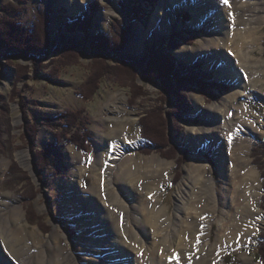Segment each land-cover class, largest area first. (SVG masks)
Masks as SVG:
<instances>
[{"label": "rangeland", "instance_id": "1", "mask_svg": "<svg viewBox=\"0 0 264 264\" xmlns=\"http://www.w3.org/2000/svg\"><path fill=\"white\" fill-rule=\"evenodd\" d=\"M91 1L93 0H87L86 5L83 6L77 0H0L7 7L8 4L12 7L23 6V10L19 13L13 14L3 10L0 11V16L15 17L27 25L31 24L38 7L42 6L41 9L44 12L49 38L47 48L37 49L27 55H21L16 50L11 52L8 49L0 48V201L6 199L4 193L7 192L17 197L23 209L21 224L28 229L36 227L42 237H45L55 227V224H59L63 232H68L74 237L84 235L83 232L90 227V219L83 212V201L81 202L80 195H83L82 191L84 190L88 192V187L92 184V172H96L93 171L94 168L97 169V172L102 170L101 168L99 170V167L103 169L110 168L107 169L106 176H103L112 182L116 177V170L119 168V159L115 158L112 161L111 158L105 160L100 165L96 164L100 147L106 146L105 141L101 138L108 131L109 126L107 121L109 115L104 107L108 99L116 94L123 108L120 114H130L136 120L135 123L127 125L123 132L126 135L134 133L139 139L135 148H121V152L116 158L123 155L125 158L130 156L129 162L134 160L136 164H140L142 158L157 154L161 159L173 163L172 177L167 178V176H161L160 172H156V175L150 176L147 174L141 180L139 179V185L141 186L147 179H150V181L159 180V184L152 183L154 184L152 185L153 192L159 200L157 207L152 208L161 209L163 207L170 216L168 219L164 214H160L157 225L159 234L149 233L145 235V241L147 240L152 247L150 254L142 256L146 258L149 255H155V258L151 261L152 264H162V260H166L167 264L175 262V255L183 250L186 245L179 243V247L178 243H175L176 238L173 240L175 244L170 243L168 245L166 241L162 242L164 234L161 233H164V229L168 231L172 229L169 224L173 219L172 226L177 222L182 227L184 222H187L193 227L191 231L188 230V234L191 241L196 236L194 243L195 246L199 245V247L195 251H189L191 255L189 253L185 254L190 256V264L204 256L209 258V264H211L210 259L216 261L217 258L222 259L224 264H260L255 247L256 242L260 240L259 233L264 231V188L259 167V163L263 158H258L259 155L256 156L252 149L257 142L264 141V76L261 74L255 78L252 77L255 84L249 85V89L255 92L244 97L243 101H241L242 95L237 96V103L229 104L230 108L228 107L229 109L226 112V118H229L230 121L221 123L224 119L223 115L211 112L208 106L213 105L215 102L214 105L220 107V104L224 108L223 96L231 91L234 86L233 83L217 79L215 70L211 68L212 66L207 67L210 65L212 58L216 56L215 52L209 51L184 58L179 57L178 53L184 47L197 50L196 48L200 45L199 42L202 43L204 39H218V29H227V33L231 34L232 31L225 25L224 21L216 24L218 22V19H216L215 24H213L214 22L209 23L207 19L202 18L201 23L191 26L190 23L194 18L191 8L197 6L193 0L191 2L190 0H177L181 1L177 4V11L172 7L174 6L171 4L173 0H108L106 2L97 0L99 5L98 10L92 15L93 24L85 33H76L77 31L72 29H62V24L64 21H68V17L76 16L88 9L90 12L89 4ZM182 7L185 8L182 9ZM161 8L170 13L168 17L170 21L166 24L176 23L177 27L166 31L164 35L159 37H154L153 34H151L153 37H147L150 34L149 32L144 36V31L150 28L153 17L160 12ZM112 9L116 11L113 16L110 13ZM158 18L161 17L158 16ZM117 19L122 21L125 26V41L118 50L107 51L104 58L109 67L110 65L112 67H117V65L118 67L129 66L133 71L132 77L130 78L124 74L121 78H116L113 73L109 74L108 72L107 75L100 77L98 86L92 94L88 98H84L81 94V86L89 78L92 60L96 57V53L90 47V45L93 47L94 41L87 40L86 36H95L100 30H109V26ZM162 21L163 18L159 23L161 24ZM134 28L139 29V37L129 46ZM259 34H261L260 43L257 42L253 47H251V44L245 45L246 54L248 55V51H250L249 55H251L252 61L264 60V26ZM233 41L232 39L225 41V46H221V53L219 54L237 62V54L232 47ZM65 45L73 46L79 53L75 62L68 63L64 60L63 55H58L57 50L62 49ZM151 50L154 53L163 52L169 58H174L178 65L184 66L185 78L171 75L155 76V72L150 71V67L147 66L151 61L149 55ZM98 57L102 59V55H98ZM38 60L42 62L37 64ZM19 66L26 68L27 71L20 79H16ZM235 72L241 76L242 71L235 70ZM117 73L120 74L121 71L118 70ZM242 74L244 78H247L244 72ZM165 79H169L170 82ZM121 80L129 83V85ZM165 83H170V85ZM135 86L141 87L139 89L141 93L135 92ZM14 89H17L22 95L24 99L23 106L17 99H11L14 97ZM194 95L202 98L203 102L199 103L201 105H198L192 98ZM154 106L158 107L157 114L160 112L159 114L163 118L161 120V117H159L160 120H157V126L163 125L162 133L167 142L165 150L155 148L149 140L140 136L137 126L143 116L148 113H156L152 109ZM78 108H83V115L87 117L88 121L87 129L91 138L87 143V152L82 151L71 142L65 143L62 140L61 164H50L46 168L38 169L35 151L38 148H44L46 143L52 141L54 137L53 131L48 126L49 122L51 123L50 120L62 110ZM242 108L254 113L256 125H258L255 127L256 132L261 133L259 137H249L251 138L249 156L252 165L259 173H256L257 184L255 183V186L251 185L250 180L247 181L251 192H253V202H251L249 195L241 192V188L245 183L234 172L235 167L237 173H241L244 167L237 162L236 155H232L236 147L233 142L241 134V131L221 135L220 128L217 131L219 134L218 141L212 138L211 133H209L212 130H217L216 125L219 126L220 123L224 128L227 125H230L228 129L232 128V117L236 118ZM23 109H25L28 121L37 123V136L34 145L27 136L24 137L25 141L21 138L24 123ZM172 110H176V112ZM202 125L212 129H209L207 134L205 132L206 135H201L205 130L200 128L197 132L194 128ZM199 140L202 144L198 143L196 148L201 149L203 144L205 146L198 153L193 142ZM69 148H72L71 151ZM22 152L27 153L30 169L19 160L18 155ZM72 153H81L83 157H79L76 162L71 159L70 154ZM197 153H202L200 155L203 162H205V171L195 177L196 182L187 181L189 184L193 183V186L189 187L188 184L187 189L184 186L187 194L181 198L177 196V192L183 186L179 183L184 176L187 179V167L190 165L189 158ZM13 161L19 169L18 175H15L11 170ZM232 165H234L233 169L231 168ZM140 167L137 166L135 170L139 172ZM223 168L229 180L227 185L229 190L226 192L229 199L236 198L248 211L254 210V205L257 206L258 203L259 210L263 214L262 223H258L260 225L259 229L256 230L255 228L245 238L242 237L241 233L230 237L232 233L229 232L230 229L227 225L222 229L223 232H218L219 220L223 218L218 209L215 208L214 213L211 211L201 212L203 204L208 203L210 200L215 206L218 205L219 209L223 208L222 202L227 197L225 192H222L225 181ZM8 171L12 174H9ZM80 171L82 174L78 179L77 174ZM79 181H81V184H79ZM33 193L32 200H29L31 208H28V203L24 202L21 195H31ZM256 193L259 194L258 199L254 198ZM123 194L129 200L136 195L127 188ZM133 194L134 196H132ZM84 195L86 194L84 193ZM183 204L185 207H183ZM5 206L0 205V210L4 208L0 213L3 216L9 212L5 210ZM28 209L32 211V214L40 215L41 218L38 221L43 224L45 230L38 227L37 224L30 223L29 216L31 214ZM135 214L138 216L140 213ZM177 216L179 218H176ZM207 216H211L209 225L205 223ZM228 218L232 220L229 216ZM194 226H199L200 231L205 229L203 232L198 231L193 235L194 230H197ZM253 227H256V224ZM127 228L128 230H139L137 227L135 228L133 223H128ZM56 230L61 233L57 228ZM111 232L107 231L105 235L107 237L112 236ZM189 236H187V239L184 236L185 242H188ZM101 242L102 240L98 241L97 244H101ZM128 242L130 245L131 239H128ZM148 244L142 245L146 246ZM66 246L65 242H61L60 247ZM134 246L136 247L137 244H134ZM134 246L133 250L135 249ZM98 249L107 250L105 256L110 254L121 256L118 254L120 248L115 249L104 245ZM140 249L138 248L137 252L133 253L131 251L128 255L118 257V259L111 257L114 261L108 259L106 261L111 262V264H125L123 263L125 261L137 264L138 260L134 254L138 252L142 254L143 250ZM183 255L184 252L181 257Z\"/></svg>", "mask_w": 264, "mask_h": 264}, {"label": "bare ground", "instance_id": "2", "mask_svg": "<svg viewBox=\"0 0 264 264\" xmlns=\"http://www.w3.org/2000/svg\"><path fill=\"white\" fill-rule=\"evenodd\" d=\"M86 1L87 0H77V2L82 3L83 6L86 5ZM106 1L108 0H104V2ZM180 2L181 1L177 0L172 1L171 4L174 5L172 7L175 11H177V4ZM193 2H195L197 6L191 8V12L194 15L193 21L190 23L191 26H196L197 23H201L200 20L202 18L207 19V22L209 23L214 22L213 24H215V20L218 19L216 24H220L224 21L225 25H227L232 31L231 34H228L229 32L227 33V29H218V39H204L202 43L199 42L200 45L196 48L197 50L184 47L183 50L178 53L179 57L184 58L191 55L202 54L204 52L207 53L209 51L215 52L214 54H216V56L212 58L210 65L207 67L212 66L211 68L215 70L217 79L233 83L234 87L223 96L224 108L221 107L220 104V107L214 105L216 104L215 102L213 105H209L208 108L211 112L223 115L224 119L221 123L227 122L230 121L229 118H226V112L230 108L229 104H236L237 96L242 95L241 101H243L244 97L250 96L254 93V90L249 89V85L255 84L252 77L255 78L261 74L264 76V60L252 61L251 55H249L250 51H248V55L245 51V45L251 44V47H253L257 42L260 43L261 41V34L259 33H261V29L264 26V0H227V3L225 0H193ZM183 8L185 7H182V9ZM110 11L111 16L116 14L115 10L112 9ZM160 12L153 17L150 28L144 31V36L149 32L150 34H148L147 37H153L151 34H153L154 37H159L164 35L166 31L177 27L176 23H170L169 25L166 24V22L170 21L168 18L170 15L169 12H166L163 8L160 9ZM158 16L161 18H158ZM162 18L163 21L160 24L159 22ZM132 34L129 46L139 37V29L134 28ZM229 39L234 40L232 42V47L236 51L237 62L232 61L229 57L219 54L221 53V48L225 46V41H228ZM235 70L238 72H244L247 78H244L242 72L240 76ZM192 98L198 105H201L199 103L203 102L200 96L197 97V95H194ZM120 103V99L114 94L105 104L104 108L109 115L107 119L109 126L108 131L104 133V136L101 139L105 141L106 146L100 147L101 149L98 151L96 162V164L100 165L101 163H104L103 161L109 160L110 158L111 161L114 160L113 158L119 159V168L116 170V177H113L115 180L113 179L112 182L105 177L107 169L109 170L110 168L103 169L102 167H99V170L100 168L102 169L100 172H97V169L94 168L93 171L96 172H92V184L88 187V192L84 190L82 191L83 195H80L81 202L83 201V212L87 214L86 217L90 219V227L83 232L84 235L74 237L68 232H63L61 230L62 227L59 224H55V227L48 232L45 237H42L36 227H33L32 229H28L27 227L24 228L21 224V220L23 219V209L19 199L8 192L4 193L6 199L0 201V205H6L5 210L9 212L5 216L0 214V264H111V262L108 263L106 260L114 261L111 257H116L115 259H118V257L121 258L122 256L128 255L131 251L132 253L137 252L138 248H141L140 250H143V252L142 254H139V252L134 254L138 260L137 264H152L151 261L155 258V255H149L146 258L145 256H142L150 254L152 247L148 244L147 240L145 241V235L149 233L153 235L159 234L157 231V225L160 214H164L168 219L170 216L166 213L167 210L163 207H161V209L152 208L157 207V204L159 203L157 195L153 192L154 189L152 186L154 184H159V180L155 181L154 179L153 181H150V179H147V181L141 186L139 185V179L141 180V178L147 174L150 176L156 175V172H160L161 176L164 175L167 176V178L172 177L171 172L173 169V163L161 159L157 154L142 158L140 164H136L134 160L129 162L131 159L130 156H126L125 158L123 155L120 158H116L121 152V148H135L139 142L136 134L133 133L132 135H126L123 132L127 125L135 123L136 120L130 114H120L123 110L121 106L122 104ZM232 118L233 125L230 129H228L230 125H227L226 128H224V126H221V123L219 126L216 125V127H218L217 130H212L211 132H209V129L212 128H208V126L204 127L203 125L194 129L198 132L200 128H203L205 131L202 132L201 135H204L205 132L206 134L209 132L211 133L210 136L216 140L219 139L217 131L220 128L221 135H229L239 130L241 131V134L237 136L233 142L236 147L234 148L235 151L232 155H236L237 162L241 163L244 167L242 168L241 173H237L236 167L234 172L240 177L243 183H245L241 188V192L249 195L251 202H253V192H251L247 181L250 180L251 185L255 186V183L257 184V179H255L257 171L254 165H252L249 156L251 151V138L249 137H259L261 133L258 134V132H256L257 130L255 127L258 125H256L254 113L246 110V108H242L239 115H237L236 118ZM242 129H244V131H242ZM194 143L195 150L198 153L205 146L203 144L201 145V149H198L196 146L198 143L202 144L201 141L193 142V145ZM69 149L71 151L72 148ZM198 153L189 158L190 165L187 167L188 177L186 179V176H184L179 183L180 185H183L182 188L179 189L180 192H177V196L181 198L187 194V191L184 190V186H186V189L188 188L189 183H187V181L192 180L193 183L196 182L195 177L199 174H203L205 171V162H203L202 156L200 155L202 153ZM81 155V153L70 154L71 159L76 162L79 160V157H83V155ZM18 157L20 162H23L28 169L31 168L27 153L22 152ZM96 164L94 165L98 166ZM137 166H141L139 172L135 170ZM233 167L234 165H232L231 168L233 169ZM81 174V171L77 174L78 179ZM223 175L225 181L222 192H225V195L227 196L225 201L222 202L223 208L219 209L218 205L215 206L210 200L208 203L203 204L201 212L204 213L206 211H211L214 213V209H218L219 214L223 217L219 220L218 232H223L224 230L222 231V229L227 225L230 229L229 232L232 233L230 234V237H234V234L238 235L241 233L242 237L245 238L253 232L255 228L256 230L259 229L260 225L258 223H262L263 214L261 210H259L258 203L257 206L254 205V210L248 211L237 201L236 198L232 199L230 197L231 199H229V196L226 193L229 190L227 188L229 180L225 171ZM193 183L189 184V187H192ZM79 184H81V181H79ZM126 188L130 189L131 192L133 191L136 193L135 196L134 194L132 195L134 196L133 199L129 200L125 195L126 193L123 194ZM84 193L86 195H84ZM258 195L259 194L257 193L254 194V198L258 199ZM127 196L129 195L127 194ZM183 207H185L184 204ZM3 209L0 210V213ZM135 213L140 214L136 216ZM178 216L176 218H179ZM228 216L232 220H229ZM210 221L211 216H207L205 218V223L209 225ZM128 223H133L135 228L137 227L139 230H128ZM172 223H174L173 219L169 224V227L172 229H169V231L164 229V233L161 232L164 234L162 242L166 241L168 245L170 243H178L179 247V243L186 245L183 250L175 255L176 260L172 264H190L189 255H191V250L195 251L199 247V245L195 246L194 243L196 236L193 241H191V237L188 234V230L191 231L193 227L192 225L190 226V224H187V222H184L182 227L177 222L175 223L176 226H172ZM254 224H256V227H253ZM56 228L60 230L61 233L58 232ZM194 228H197V230H194L193 235L200 231L199 226H194ZM203 230L200 232H203ZM107 231H112V236L109 237L113 238H109L105 235L107 234ZM202 235L204 234L202 233ZM184 236L186 239L187 236H189L187 240L188 242L184 241ZM174 238L177 239L175 243L173 242ZM128 239H131L130 245ZM101 240V244H97V242H100ZM61 242H65L67 246L60 247ZM141 243L148 245L144 246ZM134 244H137V246L135 247ZM104 245L115 249L120 248L118 254L121 256H114L111 254L105 256L107 250L98 249ZM133 246L135 247L134 250ZM183 252L184 255L181 257ZM188 253L189 255H185ZM137 255L139 256L137 257ZM217 259L218 260L216 261L215 259H210L211 264H224L222 259ZM123 263L131 264L126 261ZM162 264H167L166 260H162ZM193 264H209V258L207 256L200 257Z\"/></svg>", "mask_w": 264, "mask_h": 264}, {"label": "trees", "instance_id": "3", "mask_svg": "<svg viewBox=\"0 0 264 264\" xmlns=\"http://www.w3.org/2000/svg\"><path fill=\"white\" fill-rule=\"evenodd\" d=\"M98 1L93 0L89 4L90 12H83L79 14L77 17H70L68 21H64L62 24V29H72L73 31H79L85 33L86 30L91 28L93 24L92 15L98 10ZM8 4V7L0 2V11H7L13 14L19 13L23 10L22 7L13 6ZM10 8V9H9ZM42 6H39L35 11V16L31 24H23L21 21L17 20L15 17H7L0 16V48L8 49L9 51L16 50L21 55H27L37 49L47 48L49 43L48 32L46 30V21L44 20V12L41 9ZM9 9V10H8ZM91 13V14H90ZM115 23V24H114ZM35 26V27H34ZM68 26V27H67ZM112 31V32H111ZM112 35V36H111ZM125 26L119 19L112 22L109 26V30L103 31L100 30L97 34L87 35V40H93V51L96 53V57L92 60L91 64V73L89 78L85 83L81 86V94L84 98H88L92 92L97 88L98 82L100 81V77L103 75H107L113 73L116 78H121L124 74L128 75L130 78L132 77V69L129 66H120L112 67L105 61V54L107 51H116L121 48L123 42L125 41ZM111 38V39H110ZM170 46V45H169ZM63 49V50H62ZM62 49L57 50L58 55H63L64 60L68 63H73L76 61V57H78V52L73 48V46L65 45ZM98 55H102V59L98 57ZM150 55V63L147 65L150 67V71L155 72V76H176L178 78H185V67L182 65H178L174 58H169L167 54L163 52H155L151 50ZM42 62L41 60L37 61V64ZM65 63V62H64ZM118 70L121 71L118 74ZM27 71L26 68L19 66L17 70V78L25 74ZM196 74V73H194ZM167 82H170L169 79H165ZM124 82L123 80H121ZM126 85L129 83L124 82ZM172 83V82H171ZM88 84V85H87ZM92 84V85H90ZM170 85V83H165ZM89 86V87H88ZM141 87L135 86V92H140ZM16 90V92H15ZM88 94V95H87ZM12 100L17 99L20 104L23 106L24 99L22 95L19 93L17 89H14V97ZM178 108V107H176ZM154 114L148 113L146 116H143L141 120H139L137 126L139 127L140 135L149 140L155 148H160L161 150H165L167 147V142L165 137L163 136L162 130L163 125L157 126V120H160L159 117L161 115L157 112L159 111L157 106L152 108ZM24 112L23 118V133L21 138L24 140V137L27 136L29 140L33 142L36 140L37 136V123L29 122L27 119V115L25 109L22 110ZM176 112V110H172ZM178 111V110H177ZM179 114V113H178ZM50 119V118H49ZM48 119V120H49ZM163 118L161 117V120ZM49 122V127L53 131V140L46 143L44 148H38L35 151V155L37 157L38 169L46 168L50 164H61L62 161V140L65 143L71 142L75 146L79 147L83 151H87L88 149V141L90 140V132L88 131V121L87 117L83 115V108L78 109H66L59 112L52 120ZM159 135V136H158ZM25 141V140H24ZM159 149V150H160ZM168 152V151H166ZM253 152H255L258 158H263L259 163V167L261 169L263 188H264V142H259L254 146ZM11 170L15 175H18L19 169L17 168L14 161L11 164ZM9 174H12L8 171ZM34 193L31 195H21L24 202H27L28 208H31L30 201L32 200ZM263 210H264V199H263ZM30 212L29 221L31 224H37L38 227L45 230L43 224L38 221L40 215L32 214V211L28 209ZM33 216V217H32ZM260 241L256 246L257 255L259 257L260 263L264 264V231L260 233Z\"/></svg>", "mask_w": 264, "mask_h": 264}, {"label": "snow or ice", "instance_id": "4", "mask_svg": "<svg viewBox=\"0 0 264 264\" xmlns=\"http://www.w3.org/2000/svg\"><path fill=\"white\" fill-rule=\"evenodd\" d=\"M225 2L227 3V0H225Z\"/></svg>", "mask_w": 264, "mask_h": 264}, {"label": "water", "instance_id": "5", "mask_svg": "<svg viewBox=\"0 0 264 264\" xmlns=\"http://www.w3.org/2000/svg\"><path fill=\"white\" fill-rule=\"evenodd\" d=\"M15 51V50H14Z\"/></svg>", "mask_w": 264, "mask_h": 264}]
</instances>
